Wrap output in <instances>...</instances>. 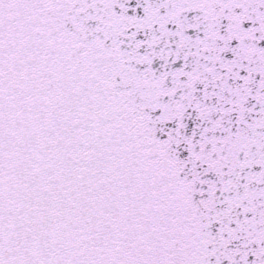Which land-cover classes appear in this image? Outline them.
<instances>
[{"label":"snow or ice","instance_id":"6c2138e0","mask_svg":"<svg viewBox=\"0 0 264 264\" xmlns=\"http://www.w3.org/2000/svg\"><path fill=\"white\" fill-rule=\"evenodd\" d=\"M0 264H264V0H0Z\"/></svg>","mask_w":264,"mask_h":264}]
</instances>
